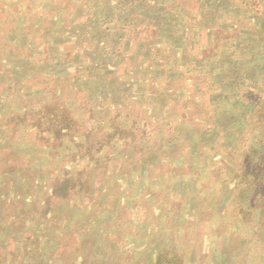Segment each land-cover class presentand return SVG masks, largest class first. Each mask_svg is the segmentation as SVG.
<instances>
[{
	"label": "rangeland",
	"instance_id": "374dc122",
	"mask_svg": "<svg viewBox=\"0 0 264 264\" xmlns=\"http://www.w3.org/2000/svg\"><path fill=\"white\" fill-rule=\"evenodd\" d=\"M6 19L0 264H264V186L237 185L264 181V0H0Z\"/></svg>",
	"mask_w": 264,
	"mask_h": 264
},
{
	"label": "trees",
	"instance_id": "16d2710c",
	"mask_svg": "<svg viewBox=\"0 0 264 264\" xmlns=\"http://www.w3.org/2000/svg\"><path fill=\"white\" fill-rule=\"evenodd\" d=\"M24 32L25 28L22 27L19 23L14 22L12 19H6L4 21H0V47H6L10 52L13 51L14 54H20L22 51V48H24ZM1 57V56H0ZM2 58H0L1 60ZM161 120V119H159ZM189 115L186 113H183V115L180 117H177L175 122L171 125V129L168 132V142L175 137V132H172V126L175 125V123L180 124L179 122L183 121L182 124H186L189 122ZM154 121V119H152ZM177 121V122H176ZM149 123V121H147ZM156 122V121H154ZM160 121H157V124ZM171 135H174V137L170 138ZM228 141H232L231 135L229 132L226 133ZM178 138V137H177ZM252 145L246 146L243 145L240 149V153L242 154V165L237 166L235 164L233 166L236 167V169H239V172L241 170H258L254 171L256 174L262 172L261 166L258 164V156L262 154V149L259 146H255L258 150H251ZM235 169V170H236ZM255 176V175H254ZM252 176L248 178L247 175H244L243 173L239 175L238 178V187L240 193L245 196L246 198L250 195L251 192H255L258 188L264 186V181H261L258 176Z\"/></svg>",
	"mask_w": 264,
	"mask_h": 264
}]
</instances>
